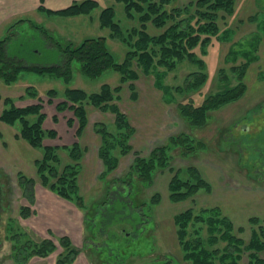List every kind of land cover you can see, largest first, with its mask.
Returning <instances> with one entry per match:
<instances>
[{
	"label": "rangeland",
	"instance_id": "obj_1",
	"mask_svg": "<svg viewBox=\"0 0 264 264\" xmlns=\"http://www.w3.org/2000/svg\"><path fill=\"white\" fill-rule=\"evenodd\" d=\"M17 1L0 0V6L4 3L8 5L10 2L12 3L9 6H14ZM22 1L24 5L20 11L8 13L1 19L2 21L0 20V39L7 34L9 26L19 18H29L43 24L62 42L71 40L78 43L87 37L108 36L109 29L99 25V14L105 7H113L114 19L123 28L138 25L137 17H128L123 3L116 0H96L98 6L88 15L75 16L46 14L38 10L40 3L51 9H59L69 5L73 0ZM191 1L173 0L170 5L182 7L190 4ZM253 14L257 16V20L248 19ZM261 20H264V0H236L234 13L231 15L220 13L218 24L221 29L225 26L233 29L231 39L222 41L213 38L206 47L205 53L199 46L194 48L196 55L205 61L204 70L208 74L207 80L197 89H183L184 91L172 89L170 96L167 97L168 100L170 99L168 105L159 102V91L153 88L154 77L144 75L139 69H136L139 78L132 82L137 88L139 101L132 104L127 88L129 83L122 85L119 93L121 103L118 104L123 112L126 111L132 116L130 120L136 132L132 141H129L132 151L119 159L109 178L122 176L127 171L135 151L147 155L155 146L165 143L170 136L184 132L200 140L203 147L183 155L177 146L170 152L172 155L170 166L175 170L189 165L195 166L210 184V189L207 191L201 189L191 198L173 202L168 198V183L174 171H169L168 167L154 172L152 184L148 187L142 186L134 178L139 189L138 199L150 200L151 195L158 192L160 200L157 204L151 202L149 204L151 205L150 223L134 230L135 232L127 230L126 226L127 229L116 227L118 235L106 239L107 245L104 244V240H96L92 236L94 230L88 219L96 216L103 200L107 198V194H104L106 183L99 179L103 168L99 166V170L86 188L79 187L82 201V207H79L75 202L60 197L49 188L51 182L43 185L37 171L32 170L34 167L36 170L35 161L42 155L40 149L36 148L40 152L39 156L36 152L30 155L26 148L15 146L11 142L7 143V133L0 126V169L5 174L2 179L4 178L10 192L0 212V264H54L58 256L65 252V248L59 242L64 236L69 238L70 243L78 251L77 256L69 264H156L158 260L167 261L168 258H171V264L173 262L189 264L182 259L172 221L175 214L189 207L199 209L219 206L235 228H243V232L238 235L248 240L251 233L249 218L255 216L264 223V37L262 31L259 43L253 52L254 59L249 62L245 70L246 89L240 97L213 109L210 112V119L201 126H192L179 115L177 103L188 99L199 104L207 94L214 92L224 83V80H221V69L230 76L232 84L236 83L230 69L245 61V58L237 53L236 59H233L228 53L232 47L235 48L240 43L248 41ZM147 25V30L151 34H158L165 28H157L149 22ZM107 43L116 60L121 61L126 50L123 43L109 37ZM27 45L28 39L25 37L21 49L25 51ZM36 50L38 53L30 60L31 62L39 64L57 62L59 53L54 48L37 44ZM196 69V65L186 57L177 61L176 67L172 70L159 67L165 76L164 84L172 87L183 85L185 76ZM118 78V73L113 70H106L94 79L88 78L81 74L79 65L74 63L72 79L68 85L59 78L28 71L21 72L14 82L8 84L0 78V113L4 107L3 98L6 96L13 98L14 105L18 107L38 103L37 98L25 95L26 87L32 85L42 100V111L47 116L45 117L47 125L60 120L59 124L65 129V132L64 130L61 132L62 130L58 128L59 132L56 129L58 125L56 128L46 127L54 129L57 135L59 132L61 136L52 138L53 141L43 140V143L60 147L69 145L76 139L79 141V138L74 136L76 122L73 120L71 124L68 123V119H71L68 116L73 113L68 109L57 111L56 103L62 99L53 98L52 102H49L45 91L55 88L62 92L66 86H72L92 92L99 90L104 82L115 86ZM7 91L21 94L15 96L11 94V96ZM98 114L100 113L95 112L92 118ZM95 118L94 121L100 117ZM5 124L13 127V132L15 129L18 130L19 123ZM69 134L73 140L71 143H67L66 139ZM14 137L16 138L15 135ZM26 143L30 149H34L28 142ZM57 153L61 169L71 159L61 148ZM3 158H6V166L1 164ZM32 159H34V167ZM79 165L78 186L81 160ZM20 175L33 181L26 191V187L24 188L19 182ZM25 210L28 212L26 216ZM202 233L206 235L205 229ZM129 235L132 236L128 238ZM45 239L51 240L55 249L44 256L34 254L32 251L34 244ZM25 250L30 254L22 260L20 254ZM116 252L118 256H114ZM261 255L264 257V252ZM242 262L247 264V256Z\"/></svg>",
	"mask_w": 264,
	"mask_h": 264
},
{
	"label": "trees",
	"instance_id": "obj_2",
	"mask_svg": "<svg viewBox=\"0 0 264 264\" xmlns=\"http://www.w3.org/2000/svg\"><path fill=\"white\" fill-rule=\"evenodd\" d=\"M116 1L123 3L128 17H137L138 25L123 28L114 19L113 7H105L100 11L99 25L109 29L108 36L87 37L78 43L71 40L62 42L43 24L29 18H19L9 26L7 34L0 39V78L7 84L14 82L21 72L28 71L59 78L68 85L72 79L73 63L79 65L82 75L91 79L99 77L106 70L118 73V83L115 86L104 82L97 91L88 92L72 86H66L62 92L55 88L45 91L49 102H52L53 98L62 99L56 103L57 111L66 109L72 111L73 119H68V123L71 124L73 120L76 122L75 138L80 137L86 126L87 105L109 111L114 115L112 125L102 121L94 123V130L101 137L98 156L103 163V169L99 179L106 183L104 194H107V198L103 200L96 216L88 218L94 230L92 236L96 240H104L106 245V239L118 235L116 227L128 228L127 230L135 232L134 230L150 223L149 204L150 202L157 204L160 194L158 192L152 194L150 200L138 199L139 189L135 181L148 187L152 184L154 172L168 167L169 171H174L168 183L170 201H182L193 197L201 189L205 191L210 189V184L195 166L189 165L176 170L170 166L172 158L170 152L177 146L183 155L203 147L200 140L184 132L170 136L165 143L155 146L147 155L135 151L132 164L127 171L122 176L109 178L120 157L132 151L129 141L135 131L126 113L119 107V93L122 85L129 83L130 98H136V89L132 83L139 78L136 69L144 75L154 77V85L162 91L166 102L170 101L167 97L170 96L172 89L184 91L183 89L201 87L208 74L204 70L205 61L196 55L194 48L199 46L205 53L213 38L222 41L231 39L233 29L229 26L221 29L218 19L220 13L225 15L234 13L236 0H192L190 4L182 7L170 5L173 0ZM97 6L96 0H73L69 5L59 9H51L40 3L38 10L46 14L75 16L88 15ZM248 19L257 20V16L253 14ZM148 22L157 28H165L158 34H151L147 30ZM261 31L264 37V20L258 22L257 30L248 41L232 47L228 53L233 59H236L237 53L245 58V61L230 69L236 83L232 84L230 76L221 69V80H224V83L214 92L207 94L199 104L188 99L177 103L178 114L189 124L204 125L210 119V112L213 109L236 100L244 93L245 70L254 59L253 52L259 43ZM25 37L28 39V45L23 51L21 45ZM108 37L119 40L126 47L121 61H117L109 49ZM37 44L54 48L59 53L57 62L49 64L31 62L30 60L38 53ZM185 57L194 63L197 69L185 76L183 85L174 87L165 85L163 82L165 76L159 67L172 70L176 67V62ZM25 95L37 98L38 103L18 107L14 105L13 98L6 96L3 98L4 107L0 113V121L10 125L19 123V136L32 147L40 149L42 155L36 159L35 164L42 184L48 185L51 182L49 188L60 197L82 207L77 178L79 163L86 148L78 139L62 147L45 145L44 138H55L57 132L42 125L46 114L42 111V100L38 97L36 88L32 85L27 86ZM60 148L65 150L71 159L61 169L57 153ZM19 178L20 184L26 187L25 191L28 185L33 183L32 179L23 175ZM26 210L25 216L28 213ZM172 221L182 259L189 264H242L245 256L247 264H264V257L261 255L264 251V223H261L258 217L251 216L248 220L251 226L248 240L238 235L243 232V228H235L219 206L199 209L189 207L175 214ZM203 229L206 235H203ZM59 242L65 248V252L58 256L54 264H69L77 256L78 251L66 236ZM34 245L32 251L38 256H44L55 249L49 239L41 240ZM29 254L25 250L20 257L25 260ZM117 254L118 252L114 256H118ZM156 264H171V258L167 261L158 260Z\"/></svg>",
	"mask_w": 264,
	"mask_h": 264
},
{
	"label": "crops",
	"instance_id": "obj_3",
	"mask_svg": "<svg viewBox=\"0 0 264 264\" xmlns=\"http://www.w3.org/2000/svg\"><path fill=\"white\" fill-rule=\"evenodd\" d=\"M10 3H12V2H10ZM10 3H8V5L6 3L7 6L5 5V3H4L3 6H0V20L2 18H4L8 13L20 11L22 9V6L24 5V2L22 0H18L16 3L14 2L15 3L14 6L13 5L12 6H9ZM12 8H14V10ZM15 8H16V10H15ZM127 88H128V90L130 92L129 86H127ZM153 88L159 91V97H158L159 102L168 105V103L164 100V96H163L162 91L160 89L156 88L155 85H154V83H153ZM135 89H136V95H137L136 98H133V99L130 98V94H129V99H130V102L132 104H134L137 101H139L136 86H135ZM7 92H9V91H7ZM4 93H6V92H4ZM8 94H10V95L12 94L13 96H15V95H20L21 93L18 92V94H15V93L13 94V93L9 92ZM28 99H31V98H28ZM119 103H121V96H120ZM21 106H23V105H21ZM95 112H99L101 115L100 114L96 115L95 117H100V118H98L97 120L94 121V119H96V118L95 117L92 118V115ZM125 113H126V115L128 117V120L131 123V120L130 119L132 118V116L130 115V113H127L126 111H125ZM87 114H88V117H87V125L85 126L84 130L82 131V133H81V135L79 137L80 144L83 147L86 148V151H85V153H84V155L82 156V159H81V171H80V174H79V187L82 188V189L83 188H86V186L90 183V181L92 180V177L99 170V166L101 167V169L103 168V163H102L101 159L98 156V147H99V145L101 143V137H100V135L97 132H95V130H94V123L97 122V121L105 122L104 120H106V119H104V118H108V117H111V118L110 119H107L106 120V123H108L109 125H112L113 122H114V115H113V113H111L109 111H102L99 108H97L95 106H92V105H88L87 106ZM68 118L73 119V114L71 116H68ZM59 121L60 120H58L57 123H54V124L49 123V125H47V123H48L47 122V118H45V120L43 121V126L45 128L46 127L47 128L48 127L49 128L50 127L56 128L57 127L56 125H58L59 127H57L56 129L58 130V128H59L60 131L62 130L61 132H63V130L65 132L64 126L61 125V124H59V123H61ZM0 123H1L0 126L7 133V137H6L7 143L8 142H11L15 146H19V147L24 148V149L26 148V151L30 155H32L33 153L35 154V152H36L37 156H39V153L40 152H39L38 149H36V148L30 149L29 146H28V144L25 142V140H23L22 138L18 137V130L15 129L14 132H13V127H11L9 125H6L5 123H2V122H0ZM59 132H58V135L57 136H61V134ZM135 132H136V129H135L133 135L131 136L130 140L133 138ZM14 135L16 136L17 140L14 137ZM66 139L68 140L67 143H71L73 141L72 140V136L70 134H69V136L68 135L66 136ZM49 140H52L53 141L52 138H50V139L49 138L44 139V141H49ZM122 157H124V155L121 156L120 158H122ZM3 159L4 160L2 161L1 164L3 166H6L5 165L6 158H3ZM32 165H33V167L35 166L34 165V159H32ZM32 170L33 171H36L35 170V167L32 168Z\"/></svg>",
	"mask_w": 264,
	"mask_h": 264
},
{
	"label": "flooded vegetation",
	"instance_id": "obj_4",
	"mask_svg": "<svg viewBox=\"0 0 264 264\" xmlns=\"http://www.w3.org/2000/svg\"><path fill=\"white\" fill-rule=\"evenodd\" d=\"M4 175L5 174H3L2 169H0V212H1V210H3V206L5 204V201H7L9 193H10L9 192V187L7 188L8 185L3 180L4 178L2 179V177Z\"/></svg>",
	"mask_w": 264,
	"mask_h": 264
},
{
	"label": "bare ground",
	"instance_id": "obj_5",
	"mask_svg": "<svg viewBox=\"0 0 264 264\" xmlns=\"http://www.w3.org/2000/svg\"><path fill=\"white\" fill-rule=\"evenodd\" d=\"M132 164V163H131Z\"/></svg>",
	"mask_w": 264,
	"mask_h": 264
}]
</instances>
